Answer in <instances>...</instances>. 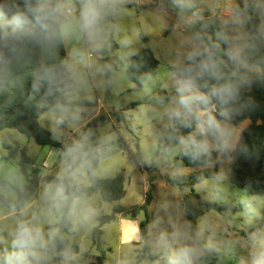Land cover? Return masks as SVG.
Instances as JSON below:
<instances>
[{
	"label": "clouds",
	"instance_id": "1",
	"mask_svg": "<svg viewBox=\"0 0 264 264\" xmlns=\"http://www.w3.org/2000/svg\"><path fill=\"white\" fill-rule=\"evenodd\" d=\"M257 93L264 0H0V264H264Z\"/></svg>",
	"mask_w": 264,
	"mask_h": 264
},
{
	"label": "trees",
	"instance_id": "2",
	"mask_svg": "<svg viewBox=\"0 0 264 264\" xmlns=\"http://www.w3.org/2000/svg\"><path fill=\"white\" fill-rule=\"evenodd\" d=\"M257 97H258V99L260 100L262 106H264V94H262V93H257ZM260 119H261L262 121H264V112H262V113L260 114ZM254 123H255V121H254ZM256 131H257V133H258L259 136H261L262 138H264V122L260 123L259 125H256ZM244 171H247V167H246V166H245V168H244ZM115 190H116L117 192H119V188H117V189H115ZM146 207H147V206H145V208L142 209V210H145Z\"/></svg>",
	"mask_w": 264,
	"mask_h": 264
},
{
	"label": "rangeland",
	"instance_id": "3",
	"mask_svg": "<svg viewBox=\"0 0 264 264\" xmlns=\"http://www.w3.org/2000/svg\"><path fill=\"white\" fill-rule=\"evenodd\" d=\"M161 187H162V185H161ZM133 195H135V193H133ZM155 195H156V194H155V193H153V197H154V198H155ZM141 203H143V201H141ZM146 210H148V209H147V207H146V209H145V210H142V211H146Z\"/></svg>",
	"mask_w": 264,
	"mask_h": 264
}]
</instances>
